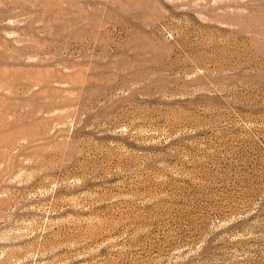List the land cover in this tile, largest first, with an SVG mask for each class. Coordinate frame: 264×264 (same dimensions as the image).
I'll return each instance as SVG.
<instances>
[{"label":"rangeland","instance_id":"obj_1","mask_svg":"<svg viewBox=\"0 0 264 264\" xmlns=\"http://www.w3.org/2000/svg\"><path fill=\"white\" fill-rule=\"evenodd\" d=\"M0 264H264V0H0Z\"/></svg>","mask_w":264,"mask_h":264}]
</instances>
